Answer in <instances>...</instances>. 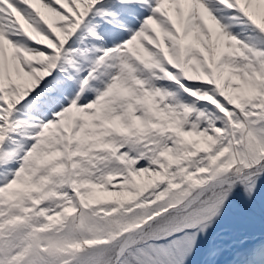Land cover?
I'll return each mask as SVG.
<instances>
[{
    "label": "snow or ice",
    "instance_id": "6c2138e0",
    "mask_svg": "<svg viewBox=\"0 0 264 264\" xmlns=\"http://www.w3.org/2000/svg\"><path fill=\"white\" fill-rule=\"evenodd\" d=\"M0 264H264V0H0Z\"/></svg>",
    "mask_w": 264,
    "mask_h": 264
}]
</instances>
